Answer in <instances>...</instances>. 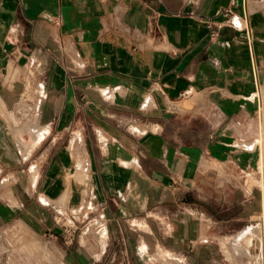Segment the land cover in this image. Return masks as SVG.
<instances>
[{
    "label": "crops",
    "instance_id": "obj_1",
    "mask_svg": "<svg viewBox=\"0 0 264 264\" xmlns=\"http://www.w3.org/2000/svg\"><path fill=\"white\" fill-rule=\"evenodd\" d=\"M19 107L38 115L0 116V188L21 189L0 196V222L53 236L40 198L86 179L109 229L102 257L123 244L122 264H147L144 247L166 264H231L216 237L249 219L231 214L248 200L212 179L260 161L264 181V0H0V109Z\"/></svg>",
    "mask_w": 264,
    "mask_h": 264
},
{
    "label": "rangeland",
    "instance_id": "obj_2",
    "mask_svg": "<svg viewBox=\"0 0 264 264\" xmlns=\"http://www.w3.org/2000/svg\"><path fill=\"white\" fill-rule=\"evenodd\" d=\"M32 95L31 92L27 93L25 99H30ZM37 115L38 111L36 109L23 107L9 111L0 109V116L14 118L16 121L21 122ZM14 131L25 133L29 130L27 125H19ZM80 142V139L76 140L74 147L79 148ZM262 151L264 155L263 147ZM30 168L31 166L25 161L22 169L28 171ZM39 168L37 165L32 168L31 175L33 178ZM217 168L219 172L216 178L212 180L217 182L219 187H222L221 191L227 193L229 191L227 186H232L237 190L238 198L245 195L248 200L247 206L236 205L232 209L231 214L233 217H236V213L240 215L245 208H248L250 212L247 221L235 223L237 225L228 231L224 230L223 226L221 235L216 237L217 242L222 246L225 260L231 262V264H243L242 259L247 257L250 259L254 258L251 264H264V204L261 190V186L264 189V181L260 184L262 172L260 161L257 166L249 171L239 168L237 170L236 168L231 169L227 166ZM201 176L202 181L210 186L211 181H209L207 175L201 174ZM9 184L11 183L1 186L0 196L12 201L11 194L21 192V189L14 186L11 187ZM78 185V193H75L73 188L72 192L70 188H67L65 191L63 190L61 196L55 201L44 196L40 198L41 206L47 210V224L52 229L50 233L53 236H50L49 232H42L40 228L20 218L0 222V264H66L75 255L85 264L96 260H99L97 264H122L123 260L128 259L129 254L123 244L112 246L111 252L107 251L102 257V251L108 240V238L104 239V237H109L107 222L101 216L103 212L97 209L99 204L93 199L87 180L79 181ZM76 194L79 195L77 201L73 199ZM200 217L205 224V228H210L206 217ZM57 222L60 225L74 223L78 227V231L71 243L66 242L62 236V229ZM133 224L141 234L142 240L147 239L148 235L151 234V230L145 222H134ZM249 225L250 227L241 233L251 230L254 233L253 253L248 250V247H243V244L238 241L242 234L240 233L236 236L244 227ZM56 236H58L57 239L55 238ZM229 249L231 251L230 254L228 252ZM142 251L149 253L147 259L150 260L151 264H166L172 260V258L158 253L156 249L153 252H149L148 248L144 247Z\"/></svg>",
    "mask_w": 264,
    "mask_h": 264
},
{
    "label": "built area",
    "instance_id": "obj_3",
    "mask_svg": "<svg viewBox=\"0 0 264 264\" xmlns=\"http://www.w3.org/2000/svg\"><path fill=\"white\" fill-rule=\"evenodd\" d=\"M221 14L223 16H225L226 18H228L231 16L232 12L229 9H226L223 12H221ZM57 224L62 229V236L64 237L66 242L71 243L74 240V236L76 235V233L78 231V227L74 223L69 224V225H65V224L60 225L59 222H57ZM55 238L57 239L58 236H56ZM147 264H151L150 260H149V262H147Z\"/></svg>",
    "mask_w": 264,
    "mask_h": 264
},
{
    "label": "bare ground",
    "instance_id": "obj_4",
    "mask_svg": "<svg viewBox=\"0 0 264 264\" xmlns=\"http://www.w3.org/2000/svg\"><path fill=\"white\" fill-rule=\"evenodd\" d=\"M254 230V229H253ZM242 234V233H241ZM260 236V235H259ZM253 237H254V233L252 232V230L251 231H246V232H244L242 235H241V237L239 238V242L241 243V244H244L245 243V246L247 245L248 247H250V246H253L254 244H253ZM229 244V243H228ZM248 250H249V248H248ZM250 251V250H249Z\"/></svg>",
    "mask_w": 264,
    "mask_h": 264
}]
</instances>
